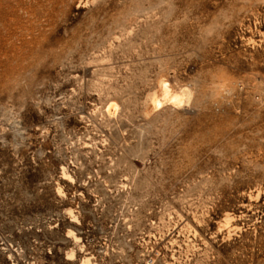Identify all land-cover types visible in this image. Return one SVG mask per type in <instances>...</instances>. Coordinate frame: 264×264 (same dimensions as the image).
<instances>
[{"label": "rangeland", "instance_id": "rangeland-1", "mask_svg": "<svg viewBox=\"0 0 264 264\" xmlns=\"http://www.w3.org/2000/svg\"><path fill=\"white\" fill-rule=\"evenodd\" d=\"M85 259L264 264V0H0V264Z\"/></svg>", "mask_w": 264, "mask_h": 264}, {"label": "bare ground", "instance_id": "bare-ground-1", "mask_svg": "<svg viewBox=\"0 0 264 264\" xmlns=\"http://www.w3.org/2000/svg\"><path fill=\"white\" fill-rule=\"evenodd\" d=\"M160 94L158 93H154L153 97H152V102L154 103L155 107H158L161 103L162 100L160 97L165 98L167 100H169L170 102H172L174 105L176 106H181L182 104L185 103V97L182 94H177V93H173L170 89L169 86L167 84L166 81L162 80L160 81ZM117 111V103L115 102H109L106 105V112L109 115L114 114ZM75 239H77V237L75 236ZM70 256H73V253L70 254ZM82 264H91L89 259H85Z\"/></svg>", "mask_w": 264, "mask_h": 264}]
</instances>
